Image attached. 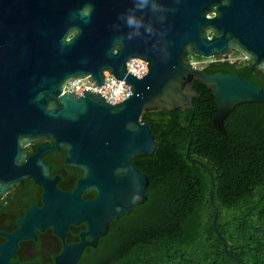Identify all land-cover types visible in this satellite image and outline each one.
Instances as JSON below:
<instances>
[{
  "label": "water",
  "instance_id": "95a60500",
  "mask_svg": "<svg viewBox=\"0 0 264 264\" xmlns=\"http://www.w3.org/2000/svg\"><path fill=\"white\" fill-rule=\"evenodd\" d=\"M230 51L250 70L264 72V0H0V197L28 179L42 189L41 208L30 202L23 219L15 220L18 229L0 232L6 238L0 264L14 257L15 240L35 239L30 228L44 227L61 241L53 264H75L111 220L146 200V175L131 165L156 148L142 113L165 112L173 121L172 111H192V99L205 90L216 109L211 124L222 132L234 106H264L263 74L229 65L200 69L188 59ZM132 58L146 65L139 79L126 72ZM104 72L128 86L130 94L117 104L97 93L62 92L83 78L99 86ZM43 139L51 145L25 158L24 148ZM52 150L63 151V165L81 172L71 193L55 189L57 177L49 179L38 159ZM193 162L206 172L218 236L212 176ZM83 191L94 192V199L81 201ZM78 224L85 227L79 243L62 245L66 227Z\"/></svg>",
  "mask_w": 264,
  "mask_h": 264
},
{
  "label": "trees",
  "instance_id": "16d2710c",
  "mask_svg": "<svg viewBox=\"0 0 264 264\" xmlns=\"http://www.w3.org/2000/svg\"><path fill=\"white\" fill-rule=\"evenodd\" d=\"M218 65L255 73L226 61L201 69ZM191 102L192 111H172L173 121L165 112L141 114L156 144L149 156L131 160L146 175V200L111 220L75 264H264V106H234L221 132L211 124L216 109L210 93L201 90ZM193 160L212 176L218 236L209 181Z\"/></svg>",
  "mask_w": 264,
  "mask_h": 264
},
{
  "label": "flooded vegetation",
  "instance_id": "af4514ba",
  "mask_svg": "<svg viewBox=\"0 0 264 264\" xmlns=\"http://www.w3.org/2000/svg\"><path fill=\"white\" fill-rule=\"evenodd\" d=\"M230 52L235 53L234 55H238V53L234 51ZM228 63L235 66L247 65L245 61H240L238 59ZM251 71H261L264 73L259 69ZM50 145L51 142L45 139L37 144H30L24 148L25 158L32 155L35 152L36 147H49ZM38 159L48 168L49 179H52L54 176L57 177V180L54 182V187L58 192L71 193L77 180H81L82 178L81 172L79 170L63 165L64 154L61 150L44 152L39 156ZM41 193V187L35 185L30 179L23 181L17 187L8 189L0 197V232L3 234H8L13 230L18 229V225L15 220L23 219L24 212L29 208L30 202L35 209L41 208ZM78 198L81 201L93 200L94 192H79ZM30 232L34 235L35 239L23 238L15 240V247L12 249V255L14 257L7 258L6 262L8 264L14 262L19 264H53V258L61 251L60 239L51 231L50 227H44L41 231L37 230L36 228H30ZM80 232H85V227L83 224L67 226L63 233L62 245L69 246L79 243L78 233ZM84 239L85 241H89L87 237H84ZM5 240L6 238L0 236V245L4 243ZM87 248L91 247L83 248L82 252Z\"/></svg>",
  "mask_w": 264,
  "mask_h": 264
},
{
  "label": "built area",
  "instance_id": "2783aa9c",
  "mask_svg": "<svg viewBox=\"0 0 264 264\" xmlns=\"http://www.w3.org/2000/svg\"><path fill=\"white\" fill-rule=\"evenodd\" d=\"M224 61L230 62L228 59H225ZM240 61H245V58L240 56ZM191 65L195 67L192 63ZM125 69L127 73L137 79L143 77L146 73L145 63L137 58L129 59L125 63ZM81 91H87L94 94L97 93V95H100L106 103L111 105L117 104L130 94L127 85L120 80L114 79L113 76L106 72L103 73L102 84L99 86H94L93 82H88L83 78L66 83L62 90L63 93L71 92L75 95H79Z\"/></svg>",
  "mask_w": 264,
  "mask_h": 264
},
{
  "label": "rangeland",
  "instance_id": "374dc122",
  "mask_svg": "<svg viewBox=\"0 0 264 264\" xmlns=\"http://www.w3.org/2000/svg\"><path fill=\"white\" fill-rule=\"evenodd\" d=\"M234 54L235 53L229 52L225 56L220 57L219 59L212 58V59H207V60H201V59L198 60L194 57H189L188 59L195 67L202 68L204 65L211 63V62H215V61L221 62V61H224L225 59L232 61V60H236L237 58L240 60V56L234 55Z\"/></svg>",
  "mask_w": 264,
  "mask_h": 264
}]
</instances>
